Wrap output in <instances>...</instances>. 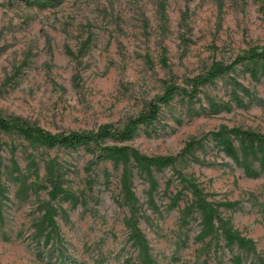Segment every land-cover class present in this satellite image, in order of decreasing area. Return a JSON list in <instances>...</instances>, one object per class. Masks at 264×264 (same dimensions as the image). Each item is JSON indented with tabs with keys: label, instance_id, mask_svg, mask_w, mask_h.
Returning <instances> with one entry per match:
<instances>
[{
	"label": "rangeland",
	"instance_id": "rangeland-1",
	"mask_svg": "<svg viewBox=\"0 0 264 264\" xmlns=\"http://www.w3.org/2000/svg\"><path fill=\"white\" fill-rule=\"evenodd\" d=\"M263 44L264 0H0V115L52 132L122 128L166 86L178 85L156 121L130 140L101 143L167 155L208 134L173 165L151 167L155 190L131 163L136 217L154 264H264V160L250 156L248 171L242 155L233 159L209 134L222 125L264 133V77L244 62L193 98L182 92L214 60L228 63ZM54 163L74 197L54 201L59 233L47 241L37 226ZM0 176V264H140L125 222L131 212L122 165L99 146L48 147L0 132ZM189 177L254 249L205 225Z\"/></svg>",
	"mask_w": 264,
	"mask_h": 264
},
{
	"label": "trees",
	"instance_id": "trees-1",
	"mask_svg": "<svg viewBox=\"0 0 264 264\" xmlns=\"http://www.w3.org/2000/svg\"><path fill=\"white\" fill-rule=\"evenodd\" d=\"M26 1L38 6H43L50 2V0ZM244 62H254L255 67L250 69L251 74L255 75L260 70L264 77V44L250 47L228 63L214 60L204 73L192 77L189 81L190 87L183 88L182 92L193 98L197 96L201 86L213 82L221 75L234 70L239 64ZM178 88L179 86L173 83L166 86L161 94L148 102L145 109L140 111L136 116L130 117L122 128H116L111 123H102L96 129L52 132L39 124L29 123L17 116L5 117L0 115V132L15 131L34 144L38 143L48 147L62 146L76 149L80 146L93 143L100 147L101 154L105 158L110 159L116 165H122V193L131 212L125 221L130 232L129 238L133 241L135 247H137L140 264H154L148 239L139 227L136 217L137 199L131 185V163L134 161L139 168L147 172L151 189L155 190L157 181L151 173V167L173 165L179 157L189 154L195 147L203 145L208 134L190 138L177 154L167 155H147L127 144L101 145V143L106 139H115L121 142L130 140L136 134L140 125L151 124L159 118L162 106L173 99ZM209 134L222 147L224 152L233 159L238 160L240 155H242L244 165L248 168V171L251 168L248 162L250 156L259 157L264 160V133L260 131L239 126L230 127L222 125L219 129L211 131ZM232 137L239 141V149L236 147ZM46 175L50 183V190L48 191V199L43 202V215L37 226V233L39 237L44 236L45 240L48 241L52 233L56 235L59 233L54 201L60 197L69 200L74 196L63 186V173L55 163L47 165ZM106 178H109V174H106ZM18 180L20 183H25L21 177H18ZM185 180L191 188L194 206L201 211L207 227L213 229L216 234L221 232L230 243H236L244 248H255V241L242 235L232 227L228 220L220 215L217 206L207 199L203 189L192 177ZM4 191L5 187L0 176V217Z\"/></svg>",
	"mask_w": 264,
	"mask_h": 264
}]
</instances>
